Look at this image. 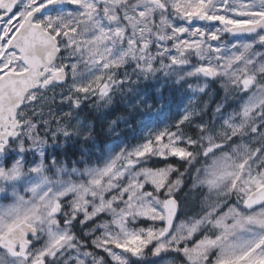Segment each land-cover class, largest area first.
<instances>
[{"label": "snow or ice", "instance_id": "obj_1", "mask_svg": "<svg viewBox=\"0 0 264 264\" xmlns=\"http://www.w3.org/2000/svg\"><path fill=\"white\" fill-rule=\"evenodd\" d=\"M0 264H264V0H0Z\"/></svg>", "mask_w": 264, "mask_h": 264}]
</instances>
